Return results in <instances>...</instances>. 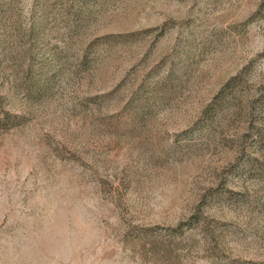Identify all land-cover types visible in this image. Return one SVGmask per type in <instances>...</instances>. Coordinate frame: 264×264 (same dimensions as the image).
Here are the masks:
<instances>
[{
  "label": "rangeland",
  "instance_id": "rangeland-1",
  "mask_svg": "<svg viewBox=\"0 0 264 264\" xmlns=\"http://www.w3.org/2000/svg\"><path fill=\"white\" fill-rule=\"evenodd\" d=\"M0 264H264V0H0Z\"/></svg>",
  "mask_w": 264,
  "mask_h": 264
}]
</instances>
